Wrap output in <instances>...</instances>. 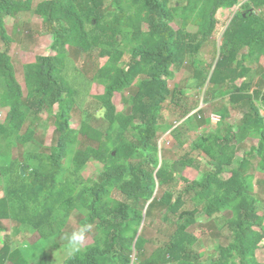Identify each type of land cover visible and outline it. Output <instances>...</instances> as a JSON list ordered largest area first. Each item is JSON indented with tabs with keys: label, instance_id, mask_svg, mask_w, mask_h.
Masks as SVG:
<instances>
[{
	"label": "trees",
	"instance_id": "1",
	"mask_svg": "<svg viewBox=\"0 0 264 264\" xmlns=\"http://www.w3.org/2000/svg\"><path fill=\"white\" fill-rule=\"evenodd\" d=\"M175 1L186 5L173 8L170 0H112L108 12L104 0H43L34 8V0H0V41L5 46L10 37L4 17L33 13L50 27L58 48L68 46L83 53L98 49L105 58L93 80L103 87L94 100L103 111L107 128L100 132L84 123L75 131L70 126L71 116L85 85L82 82L79 88L66 80L65 55L40 56L24 65V96L10 56L6 50L0 52V108L8 110L0 123V157L8 160V165L0 168V222L13 221L42 234L53 226L61 231L64 220L79 213L83 224L94 226L97 235L92 245L63 264H132L134 252L143 253L146 241L139 235L144 220L141 207L151 209L158 186L171 177L170 171L159 179L154 173L159 165L157 138L163 104L174 95L167 84L173 77L172 68L183 65L200 50L202 42L214 36L220 12L234 11L245 0ZM245 9L226 30L209 81L228 87L219 91V97H229L234 105L245 104L243 121L237 129L227 124L225 134L197 139L196 148L214 168L201 181L181 177L185 186L176 195L163 192L159 204L166 215L177 217V229L167 245L139 264H260L256 252L264 242V226L256 229L259 200L254 176L249 173V157L255 155L258 167L264 170V69L259 73L261 87L252 90L248 79L253 69L246 64L264 58V0H250ZM198 14L201 24L194 36L187 28ZM177 18L182 19L179 30L172 26ZM120 37L129 42V58L124 64ZM239 80H243L241 85ZM132 87L136 90L129 99L130 112L117 111L114 94ZM28 113L53 117L54 146L47 155L30 154L22 163L9 161L13 140L25 146L34 139L33 130L21 134ZM228 117L226 110L221 118ZM249 139H257V146L223 178L240 146ZM91 160L102 166L96 181L81 177ZM190 164L192 160H180L176 167L182 170ZM113 192L133 206L113 200ZM187 199L201 206L209 218L227 212L231 235L225 245L217 247L214 260L203 262L202 254L193 249L196 237L188 229L195 224L198 210L184 211ZM7 263L30 261L24 251L6 244L0 251V264Z\"/></svg>",
	"mask_w": 264,
	"mask_h": 264
},
{
	"label": "rangeland",
	"instance_id": "2",
	"mask_svg": "<svg viewBox=\"0 0 264 264\" xmlns=\"http://www.w3.org/2000/svg\"><path fill=\"white\" fill-rule=\"evenodd\" d=\"M43 0H34L33 8L38 2ZM112 0H104L106 9L112 11L110 3ZM173 8H181L186 2H177L170 0ZM250 0H245L234 11H222L218 15V27L213 37L201 43L200 50L188 57L181 66H174L173 77L168 79L169 90L174 93L168 97L163 104L162 118L160 120V129L158 131L157 145L159 149V165L155 170V178L159 179L164 174L171 172L164 186H158L155 203L148 210V206L141 207L144 212L143 224L139 235L146 241V246L141 255L136 252L133 254L132 264H139L148 258L157 249L167 245L177 229V217L166 215L164 209L159 204L163 192H172L175 195L185 186L181 177L188 181H201L206 172L213 170V164L209 158L196 148L198 138L214 133H226L227 124H231L234 129L242 123L243 115L246 111L245 104L234 105L229 97H219L221 90H226L225 86H214L210 77L219 57L220 48L224 41V34L232 20L238 13H244ZM259 14V12H257ZM264 15V10L261 13ZM4 24L7 35L10 37V43L5 46L0 41V52L7 51L12 60L15 69L16 78L22 86L24 96L26 89L23 82V67L26 64L34 62L40 56H56L63 53L65 59L64 76L66 80L79 87L83 82L85 91L80 93V98L72 112L70 126L78 131L82 124H88L92 128L104 132L107 124L103 120V111L94 100L96 95L103 93V87L93 80V77L99 67L105 62L98 49H93L87 53L80 52L74 48H58L55 45L51 29L48 25L34 15H17L14 18L4 17ZM201 24V14L194 17L192 23L187 28V32L196 35L198 26ZM173 28L179 30L182 28V19L177 18L173 23ZM120 44L125 48V57L122 63H126L129 58V42L119 38ZM197 42V41H196ZM247 66L253 69L250 79L252 90L261 87L260 71L264 69V58L258 62L247 63ZM243 80L237 82L241 85ZM82 85V84H81ZM80 88V87H79ZM132 87L120 93H115L112 102L117 111L127 114L130 112V97L135 93ZM228 110L229 117L224 120L222 114ZM7 109L0 108V123L6 118ZM57 110H54L56 113ZM26 129L33 130L34 139L30 144L22 146L13 140L10 147L9 161L24 162L28 155H47L55 142L54 119L52 116L42 113L38 116L29 114L28 119L21 134ZM82 146L86 143L81 139ZM257 139L245 141L239 148L235 162L232 167L227 168L222 177L227 178L231 175L234 168H238L241 161L246 157L252 146H257ZM192 160V164L179 170L176 163L180 160ZM251 168L249 173L254 176L255 195L259 200L257 212L259 220L256 229L264 226V170L258 167L257 157L250 156ZM8 160L0 157V168L7 166ZM102 170V166L95 161H90L81 177L84 180L96 181ZM3 198V181L0 171V199ZM113 200L123 202L133 206L125 197L117 192L111 194ZM194 208L198 210L195 215V224L188 231L196 237V243L193 247L196 253L202 254V261L208 262L217 257V247L225 245L231 231L227 227L226 211L209 218L197 206L187 199L186 205L182 208L184 211H191ZM0 251L6 244L12 250H22L25 252L30 264L43 262L46 264H63L75 252H70L66 236L73 231L85 229L84 239L80 242L79 250L93 244L97 232L94 226H85L83 217L77 213H72L64 220V227L57 231V227L46 229L42 234L32 230L29 227L21 226L13 221L0 222ZM264 242L260 244L256 252V260L264 264ZM12 264V263H7Z\"/></svg>",
	"mask_w": 264,
	"mask_h": 264
},
{
	"label": "clouds",
	"instance_id": "3",
	"mask_svg": "<svg viewBox=\"0 0 264 264\" xmlns=\"http://www.w3.org/2000/svg\"><path fill=\"white\" fill-rule=\"evenodd\" d=\"M84 231L85 229H80L78 231H73L71 234L66 236L70 252L79 250L80 242L84 239Z\"/></svg>",
	"mask_w": 264,
	"mask_h": 264
}]
</instances>
